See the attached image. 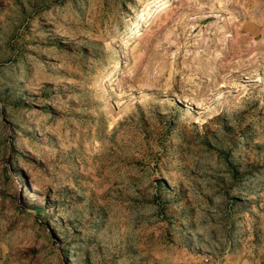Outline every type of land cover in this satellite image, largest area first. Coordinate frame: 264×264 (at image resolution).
Returning <instances> with one entry per match:
<instances>
[{"label": "rangeland", "instance_id": "374dc122", "mask_svg": "<svg viewBox=\"0 0 264 264\" xmlns=\"http://www.w3.org/2000/svg\"><path fill=\"white\" fill-rule=\"evenodd\" d=\"M0 264H264V0H0Z\"/></svg>", "mask_w": 264, "mask_h": 264}, {"label": "bare ground", "instance_id": "6f19581e", "mask_svg": "<svg viewBox=\"0 0 264 264\" xmlns=\"http://www.w3.org/2000/svg\"><path fill=\"white\" fill-rule=\"evenodd\" d=\"M166 4V3H165ZM165 4H163L162 6H160L158 13H156L155 15V19L157 20L158 18H160L163 14H164V9H165ZM155 20V21H156Z\"/></svg>", "mask_w": 264, "mask_h": 264}]
</instances>
